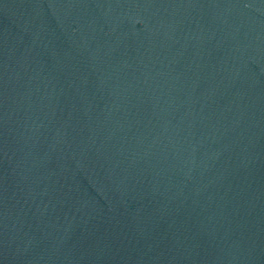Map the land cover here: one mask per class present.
I'll use <instances>...</instances> for the list:
<instances>
[{"label": "water", "instance_id": "95a60500", "mask_svg": "<svg viewBox=\"0 0 264 264\" xmlns=\"http://www.w3.org/2000/svg\"><path fill=\"white\" fill-rule=\"evenodd\" d=\"M0 264H264V0H0Z\"/></svg>", "mask_w": 264, "mask_h": 264}]
</instances>
